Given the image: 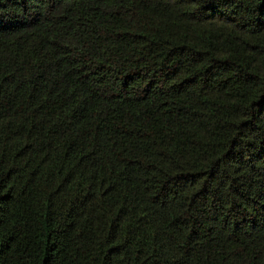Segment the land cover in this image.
Instances as JSON below:
<instances>
[{"label":"trees","instance_id":"16d2710c","mask_svg":"<svg viewBox=\"0 0 264 264\" xmlns=\"http://www.w3.org/2000/svg\"><path fill=\"white\" fill-rule=\"evenodd\" d=\"M0 264H264V0H0Z\"/></svg>","mask_w":264,"mask_h":264}]
</instances>
